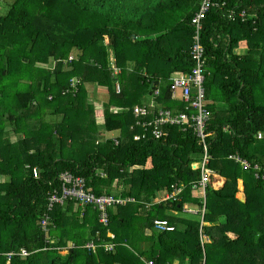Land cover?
<instances>
[{
  "label": "trees",
  "instance_id": "1",
  "mask_svg": "<svg viewBox=\"0 0 264 264\" xmlns=\"http://www.w3.org/2000/svg\"><path fill=\"white\" fill-rule=\"evenodd\" d=\"M200 2L8 4L0 15V264H264V0H214L219 6L201 34L209 167L226 179L224 188L207 186L194 197L201 171L193 163L204 154L199 139L175 126L157 139L133 113L136 106H148L150 118L160 108L185 110L169 98V75L196 66L191 21ZM95 87L106 91L103 124L89 101ZM157 88L160 96L149 103ZM237 155L249 170L229 158ZM67 172L81 177L95 199L120 201L107 208L108 227L93 204L84 218L74 200L50 210ZM240 179L244 202L237 197ZM186 205L205 207L203 218L184 213ZM155 220L169 221L174 231L155 229ZM88 242L115 249L94 252L84 247Z\"/></svg>",
  "mask_w": 264,
  "mask_h": 264
},
{
  "label": "built area",
  "instance_id": "2",
  "mask_svg": "<svg viewBox=\"0 0 264 264\" xmlns=\"http://www.w3.org/2000/svg\"><path fill=\"white\" fill-rule=\"evenodd\" d=\"M224 5V4H223ZM219 6L214 0H201L199 10L195 13L192 18L191 24L194 28L193 44L191 46L190 54L194 60L196 66L187 74L178 73L177 76L170 78L169 92L170 100L175 103H181L184 105L185 110L177 111L175 109H163L160 108L157 115L150 118L152 113L148 106H136L134 108V116L137 120V124L143 123L144 126L153 127L152 134L155 138L161 139L166 135L165 127L175 126L184 132L192 131L196 137L199 139L200 144L203 146V157L201 162L196 163L193 167L194 169H199L201 171V179L196 182L193 186V190L205 189L207 186L211 185L213 180L217 177L216 173L209 167L212 160V156L209 152V147L207 144V138L211 135L207 132V124L211 119V111L208 108L206 87H205V76L203 72L205 50L201 44V34L204 29V20L206 19L208 13L213 7ZM230 18L234 19V12L229 15ZM246 12L243 11L239 14L241 19H245ZM72 59V58H71ZM117 93H120V85H116ZM160 96V88H157L152 99H156ZM154 105V104H152ZM155 106V105H154ZM164 129V130H163ZM262 138L261 134L258 136ZM139 139V137H136ZM230 159H234L239 162L243 169L249 170L251 168V163L241 158L240 156H230ZM263 170L258 164L254 166V170ZM259 177V174L256 175ZM62 181V194H54L50 198L49 206L50 210H54L56 205H62L66 203L67 200H74L79 202L84 208L88 204H93V209L98 211L99 222L108 227L110 220L108 218L107 208L113 205L116 200L113 196H101L95 199L92 194L87 193L84 190V181L81 177H76L72 173L67 172L61 176ZM181 188H174L172 194L166 195L164 200L175 199V197L181 192ZM184 212L190 213L191 211L185 207ZM48 220L50 218L46 216V219L42 221L43 229L46 231L48 227ZM154 228L158 230H168L174 231V226L167 220H155ZM108 237L114 238L112 232H108ZM56 247V246H55ZM71 247H74L73 245ZM88 250H93L96 252L98 248H104L107 252H112L115 249L113 244L96 245L94 242H88L84 246ZM67 250L69 248H66ZM26 255L27 253L22 250L20 255ZM13 256V254H9ZM146 264H158L155 260H149Z\"/></svg>",
  "mask_w": 264,
  "mask_h": 264
},
{
  "label": "crops",
  "instance_id": "3",
  "mask_svg": "<svg viewBox=\"0 0 264 264\" xmlns=\"http://www.w3.org/2000/svg\"><path fill=\"white\" fill-rule=\"evenodd\" d=\"M75 79L78 80L77 78H74L72 80V83H71L73 91H76V89H77V86H76L77 82H75ZM161 84H164L162 79H161ZM199 162H201V161H199ZM199 162H197V163H199ZM195 164L196 163H193V167L195 166ZM194 170H197V169H194ZM216 175H218L219 177L215 178L213 180L212 184L209 185V186H211L215 190H221L222 188H224V186L226 184V179L224 177L220 176L217 173H216ZM243 185H244L243 180L240 179L239 182H238V186H239V193L238 194L244 195V186ZM204 192H205V189H199V190L193 191V196L199 198L200 196H203ZM238 194H237V197L240 199V196H238ZM75 207L78 209L79 206L75 205ZM185 207H187L191 211L190 213H188V214H190V217L193 216V215H198V216L202 215V218H203V216L205 214V207H191L189 205H186ZM79 209L82 211L81 212V217L84 218V216H85V208H84V210H82L81 207ZM86 212H87V215H86L87 218H89V220L92 223L94 221V216L92 215V211H86ZM174 214H176V212H174ZM148 232L150 233L151 231H148ZM230 235H231V238H234L233 234H230ZM68 241H69L68 243L71 244V245H73L75 243L73 240H71V238H68ZM63 252H65L64 254L66 255V254L69 253V250L68 251H62L61 252L62 255H63Z\"/></svg>",
  "mask_w": 264,
  "mask_h": 264
},
{
  "label": "rangeland",
  "instance_id": "4",
  "mask_svg": "<svg viewBox=\"0 0 264 264\" xmlns=\"http://www.w3.org/2000/svg\"><path fill=\"white\" fill-rule=\"evenodd\" d=\"M11 1H13V0H2L1 1V3H0V15H5L7 13V11H8V7L7 6H9L8 4L11 3ZM36 67H39V69L36 68L37 70H39V72H41V70H43L45 68V67H42V66H36ZM45 69L50 70V71L53 72V69L52 68L47 67ZM177 75H178V73L172 72L169 75L170 76L169 79L171 77L177 76ZM38 79H39V77H38ZM162 80H163V83H164L162 85L163 86H166L167 84L165 85V83H167V80L166 79H163V77H162ZM66 93H68V91L63 92V94H66ZM76 93L77 92H74L73 94H76ZM105 93H106V91L104 89H102L101 87H95V92L93 94L94 96L92 95V97H90V99H89V101H91V102L93 101V103H94V106H95V108L97 110V116H99L98 117L99 118L98 122L100 124H103L104 121H105V119L103 117L104 116V114H103L104 113V103L107 100L106 99V96H105L106 95ZM147 99H148V102L149 103L152 100V98L150 96H148ZM141 101H145V99L144 100L141 99ZM157 107H160V105H157ZM82 119H83V122H82V125H83L84 123L87 122V119L86 118H82ZM87 124H88V122H87ZM238 196H240V199L245 200V196L244 195L238 194ZM64 253L65 252H63V255H65Z\"/></svg>",
  "mask_w": 264,
  "mask_h": 264
},
{
  "label": "water",
  "instance_id": "5",
  "mask_svg": "<svg viewBox=\"0 0 264 264\" xmlns=\"http://www.w3.org/2000/svg\"><path fill=\"white\" fill-rule=\"evenodd\" d=\"M242 202H244L245 200H243V199H240Z\"/></svg>",
  "mask_w": 264,
  "mask_h": 264
},
{
  "label": "clouds",
  "instance_id": "6",
  "mask_svg": "<svg viewBox=\"0 0 264 264\" xmlns=\"http://www.w3.org/2000/svg\"><path fill=\"white\" fill-rule=\"evenodd\" d=\"M194 191V190H193Z\"/></svg>",
  "mask_w": 264,
  "mask_h": 264
}]
</instances>
